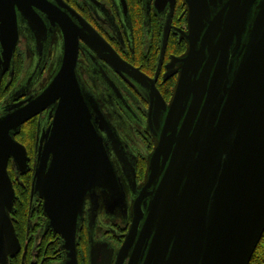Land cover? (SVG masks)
<instances>
[{"label": "water", "instance_id": "95a60500", "mask_svg": "<svg viewBox=\"0 0 264 264\" xmlns=\"http://www.w3.org/2000/svg\"><path fill=\"white\" fill-rule=\"evenodd\" d=\"M184 1L187 47L177 59V80L168 103L156 90L150 102L154 147L135 202L137 250L142 264H248L264 231V0ZM37 11L63 31V59L48 86L0 116V236L8 247L18 245L7 160L25 148L13 134L55 105L32 186L63 238V264H77L76 223L86 191L121 194L74 75L77 37L92 36L105 44L111 64L131 67L63 0H0L5 64L18 41V19L36 31ZM131 228L124 249L135 238Z\"/></svg>", "mask_w": 264, "mask_h": 264}, {"label": "flooded vegetation", "instance_id": "af4514ba", "mask_svg": "<svg viewBox=\"0 0 264 264\" xmlns=\"http://www.w3.org/2000/svg\"><path fill=\"white\" fill-rule=\"evenodd\" d=\"M63 1L131 67L128 72L111 64L105 44L92 36L86 40L77 37L74 75L121 188L119 196L98 187L86 191L76 223L77 264H142L136 242L140 221L135 223V202L148 176L154 147L150 102L160 95L168 103L171 97L179 71L177 59L187 47L186 4L184 0H125L124 8L121 0ZM37 14L41 19L36 31L18 19V41L8 64L0 42V116L27 104L60 69L63 31L42 12ZM54 110L55 105L42 109L13 134L25 148L18 160L12 156L7 160L14 190L9 218L18 245L12 249L0 236V264L65 261L63 238L49 225L45 199L32 186L45 149L42 137ZM50 160L49 154L47 166ZM134 225L135 238L124 249Z\"/></svg>", "mask_w": 264, "mask_h": 264}, {"label": "trees", "instance_id": "16d2710c", "mask_svg": "<svg viewBox=\"0 0 264 264\" xmlns=\"http://www.w3.org/2000/svg\"><path fill=\"white\" fill-rule=\"evenodd\" d=\"M248 264H264V231L251 255Z\"/></svg>", "mask_w": 264, "mask_h": 264}]
</instances>
